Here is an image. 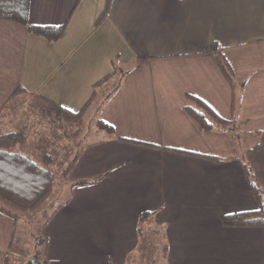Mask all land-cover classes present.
<instances>
[{
    "label": "crops",
    "instance_id": "0c3cea01",
    "mask_svg": "<svg viewBox=\"0 0 264 264\" xmlns=\"http://www.w3.org/2000/svg\"><path fill=\"white\" fill-rule=\"evenodd\" d=\"M27 18L66 27L48 41L0 18V134L21 131L23 153L39 150L42 161L44 140L62 132L45 99L76 111L119 68L96 87L118 76L97 118L115 134L102 127L98 139L79 140L68 174L100 178L70 187L42 227L48 264H130L148 234L162 264H264L260 227L221 222L258 208L245 145L202 132L181 108L192 94L242 132L264 129V0H28ZM213 41L235 76L233 108ZM15 229L0 213V264L8 251L11 262Z\"/></svg>",
    "mask_w": 264,
    "mask_h": 264
},
{
    "label": "trees",
    "instance_id": "16d2710c",
    "mask_svg": "<svg viewBox=\"0 0 264 264\" xmlns=\"http://www.w3.org/2000/svg\"><path fill=\"white\" fill-rule=\"evenodd\" d=\"M27 3L28 0H0V18L22 24L26 26L29 32L37 34L48 41L57 40L64 34L66 23L60 25H36L30 23L27 18ZM106 10L107 6L98 19L104 16ZM210 46L215 52V61L220 72L232 88L233 108L236 97L234 73L222 55L221 47L214 41ZM115 68L119 69L114 65L111 73L93 84L90 97L76 111L67 109L52 100L45 99L54 108L56 115L61 121L62 133L67 139L73 140L80 136V132L84 128L85 113L97 95L96 87L112 76L116 72ZM181 108L197 122L202 132H226L231 134L236 141L245 145L240 160L249 176L251 189L258 203V208L224 214L221 217V222L225 226L260 227L264 233V129L247 133L242 132L240 130L241 121L234 116L229 119L220 117L208 104L192 94L185 95V101ZM97 122L99 123L97 128L103 127L115 134L111 126L102 124L99 119H97ZM118 137L124 139L120 136ZM24 140L25 136L21 131L12 130L0 134V213L11 218L14 227L24 218V213L36 211L44 204L46 205L49 196L59 184L57 176L49 169V166L53 163V158L49 154H45L41 163H39L29 155L16 149ZM78 141L76 145H78ZM79 154L80 150H77L74 157L61 172L62 178L70 187L92 183L100 178L98 176L90 179L69 180L68 174ZM70 198L71 195L57 206L53 203H48L52 207V211H44L42 213V227L55 211L64 206ZM148 215H150V212H142L140 214V222H144ZM11 242L10 248L12 246ZM47 243V237L41 230V236L35 242L34 254L27 264H48L46 256ZM8 260L9 251L6 254L5 264H8Z\"/></svg>",
    "mask_w": 264,
    "mask_h": 264
},
{
    "label": "rangeland",
    "instance_id": "374dc122",
    "mask_svg": "<svg viewBox=\"0 0 264 264\" xmlns=\"http://www.w3.org/2000/svg\"><path fill=\"white\" fill-rule=\"evenodd\" d=\"M117 77L118 76L115 78L113 77L114 79H109L108 82L98 89L96 98L93 100L92 104L85 113L84 128L82 132H80V136L77 139L69 141L64 138L62 136V132L60 134L57 129V133L55 130L54 137L51 138L52 140H44V144L48 145L49 142L46 153L53 158V163L49 166V169L57 176L59 183L49 196L47 200L48 203H53L57 206L70 196V186L61 176L62 169L71 161L76 151L79 150V146L75 145L74 142L80 140V144L82 146L87 141L98 139L102 136L103 132L97 131L96 127L98 107L103 102L105 96H108V94L112 92L117 81ZM16 149L23 152L21 146H17ZM28 151L31 153H25L36 162L41 163V153L39 150H31L28 148ZM34 154L38 155V157H34ZM48 203L46 205L44 204L36 211L24 213V218L17 223L13 244L10 249V264H27V262L32 258L36 239L41 236L43 222L42 213L44 211H52V207L49 206ZM144 239L145 244L141 247V253L137 256L136 261H133L130 264H151V260L153 259L156 261L155 264H162L161 255L158 254L155 249L150 247L151 244L149 234L148 236H145Z\"/></svg>",
    "mask_w": 264,
    "mask_h": 264
}]
</instances>
